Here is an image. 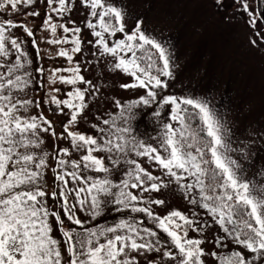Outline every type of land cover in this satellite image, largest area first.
Masks as SVG:
<instances>
[{
    "label": "snow or ice",
    "instance_id": "6c2138e0",
    "mask_svg": "<svg viewBox=\"0 0 264 264\" xmlns=\"http://www.w3.org/2000/svg\"><path fill=\"white\" fill-rule=\"evenodd\" d=\"M80 2L89 9L84 28L95 38L94 43L88 42L94 49L91 56L97 60L111 57V67L132 78L122 88L145 90V95L129 103L128 119L137 105H156V117L170 106L169 115L167 121H160L155 145L134 136L129 139L126 134L131 128L118 125L117 117L103 120L109 130L102 140L72 131L87 108L86 97L97 91L82 74L93 63L83 56V29L70 19L63 20L70 16L74 0H41L45 4L42 23L31 28L0 19V264H139L138 257L148 253L156 254V259L147 264H206V256L216 264H264V170L259 174L261 180L246 177L232 154L246 157L247 153L232 146L229 130L206 99L160 97L159 90L167 87L162 78H174L172 54L163 42L143 31L142 20L128 32L125 11L110 0ZM216 2L222 5V0ZM35 3L0 0V13L17 14L21 7ZM233 3L249 17L253 29L258 22L264 23V9L254 12L250 0ZM25 15L40 17L41 12ZM69 23L73 27H68ZM17 27L29 38L38 31L50 33L51 38H41L49 45H72L59 48L57 55L66 58L70 66L51 70L47 76L50 90L43 101L33 93L45 87L44 80L38 78L45 69L39 63L33 67L27 42L14 34ZM58 29L65 35L57 38ZM118 34L121 38H116ZM39 43L32 39L31 46L42 63L45 57ZM76 54L82 55V62H74ZM57 83L71 86L66 98L53 94L60 92L54 87ZM81 84L85 87L78 86ZM44 104L69 117L62 132L57 133L43 114ZM116 104L123 117V107L118 101ZM33 107L38 114L31 113ZM91 127L105 132L95 124ZM42 133L53 138L54 150L44 147ZM60 141H70L71 151L60 147ZM96 152L108 153V163L114 168L127 166L118 182L110 179L112 169L94 155ZM130 153L155 161L162 174L145 170L137 160L128 158ZM74 154L78 158H73ZM49 171L54 178L51 188L46 182ZM93 172L103 175H91ZM171 185H176L192 206L190 216L177 209L163 216L154 210L153 206L166 202L151 194ZM49 199L54 206L49 205ZM108 205L130 215L112 226L95 227H86V221L78 216L80 212L96 220ZM57 207L72 227L66 226ZM196 208L202 209L206 218ZM134 214H143V218ZM213 226H218L222 235H214L210 242L215 249L208 253L202 245L206 243L205 230ZM190 232L197 236L191 237ZM160 233L168 239L161 240Z\"/></svg>",
    "mask_w": 264,
    "mask_h": 264
},
{
    "label": "rangeland",
    "instance_id": "374dc122",
    "mask_svg": "<svg viewBox=\"0 0 264 264\" xmlns=\"http://www.w3.org/2000/svg\"><path fill=\"white\" fill-rule=\"evenodd\" d=\"M110 2L125 11L124 22L128 32L133 30L137 21L142 20L143 31L163 42L172 54L174 78H162L166 80L167 87L159 90L160 97L190 95L206 99L218 112L220 119L229 130L228 136L232 146L241 148L247 153L246 157L242 153L232 154L245 170L246 177L261 180L259 174L264 170V40H262L264 31H262L261 23L258 22L256 29L250 27L247 22L249 17L243 11L236 10L233 0H222V5H218L216 0H110ZM262 2L263 0H250L252 10L258 12V6ZM44 10L45 4L41 3V0H36L33 6L21 7L20 13L12 14L10 11L0 13V19H12L31 28L33 24L42 23ZM32 11H40L41 16L25 15ZM88 12L89 9L82 6L80 0H74V8L70 16L63 18L64 21L69 19L74 21L75 26L83 29L80 34L83 56L92 60L93 63L88 65V70L82 71V74L92 82L97 90L94 95L89 94L86 97L87 108L78 117V125L71 130L102 140L109 130V126L104 125L103 120L111 121L113 117H117L118 125L131 128V133L126 134L129 139L134 136L138 141L155 145L156 137L160 133V121H167L170 106L162 112L161 117H156L154 115L156 105H137L131 109L134 116L128 119L129 103L145 95V90L122 88L121 85L129 84L132 78L120 70L113 69L111 57L97 60L91 56L94 49L88 42L94 43L95 38L90 30L84 28ZM68 27L71 28L73 25L69 23ZM257 30H260L259 36L256 35ZM13 31L16 37L27 42L25 48L32 56L33 67L39 63L45 69V74L38 77L44 80L45 87L33 93V96L43 101L45 94L50 90L47 76L51 70L70 66L66 58L57 55L59 48L70 49L72 45H49L42 42V37L51 38L50 33L46 31H38L32 38H29L20 27ZM64 35L62 30L58 29L57 38ZM116 38H121L120 34ZM32 39L40 42L39 48L45 57L42 63L37 60L36 51L31 46ZM74 62H82V55L76 54ZM61 74L69 75L68 73ZM78 86L85 87L83 84ZM54 87L60 89V92L53 93L59 99L66 98V92L71 90V86L59 83ZM117 101L123 107V117L120 116ZM38 112L39 110L35 107L31 109L32 114H38ZM43 114L52 121L57 133L62 132L63 124L69 119L67 115L56 114L55 107L52 106L50 109L47 104L43 105ZM92 124L97 125L98 128H104L105 132H98L91 127ZM41 135L46 141L44 147L54 150L53 138L49 134L42 133ZM59 146L68 147L71 151L70 141H60ZM94 155L105 160L106 166L112 169L110 179L118 182L127 166L121 165L119 168H114L108 163V153L96 152ZM73 158L78 157L74 154ZM128 158L137 160L145 170L154 175L162 174L155 161L150 162L147 157H136L134 153H130ZM121 159H123L122 155ZM90 174L103 175L94 172ZM46 182L49 188L54 184L50 171L46 174ZM261 183H264V180H261ZM151 195L154 199H163L166 202L164 206H153L159 215L163 216L173 209L191 215L192 206L187 203L176 185H171L167 189L162 188ZM101 199L105 198L101 197ZM48 203L54 206L51 199ZM55 210L61 211L62 218H64L61 209L57 207ZM195 210L201 214L202 218H206L202 209L196 208ZM129 215L127 212H116L112 205H108L104 214L96 220H91L84 213L78 212L79 218L86 221V227H95L98 224L112 226L119 219ZM134 215L138 219L143 218V214ZM64 219L66 226L72 227L66 218ZM207 219L210 220V217ZM53 223H55L54 220ZM205 231L206 243L202 247L211 253L215 245L210 241L213 240L215 234L222 235V233L218 226ZM53 235L59 238L60 234L54 231ZM189 235L197 236L192 232ZM160 239L167 240L168 238L160 233ZM138 259L139 264H147L148 260L156 259V254L148 253L145 257H138ZM204 259L206 264H216L210 256Z\"/></svg>",
    "mask_w": 264,
    "mask_h": 264
},
{
    "label": "trees",
    "instance_id": "16d2710c",
    "mask_svg": "<svg viewBox=\"0 0 264 264\" xmlns=\"http://www.w3.org/2000/svg\"><path fill=\"white\" fill-rule=\"evenodd\" d=\"M263 5H264V0H263L262 4H260V6H258V10L257 11H261L262 9H264ZM261 27H262V31H264V23H261ZM261 27H260V29H261Z\"/></svg>",
    "mask_w": 264,
    "mask_h": 264
}]
</instances>
